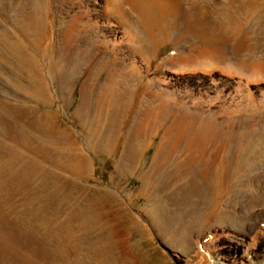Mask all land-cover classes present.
Returning a JSON list of instances; mask_svg holds the SVG:
<instances>
[{"label": "bare ground", "instance_id": "obj_1", "mask_svg": "<svg viewBox=\"0 0 264 264\" xmlns=\"http://www.w3.org/2000/svg\"><path fill=\"white\" fill-rule=\"evenodd\" d=\"M81 1L85 7L80 12L69 14L70 17L61 16L62 30L58 12L66 7V0H57L56 14H53L54 2L34 0L32 5L26 2L28 11L23 10L17 21L24 36L14 34L0 21V59H11L21 71L25 70L28 80L33 83L40 79L38 72L42 77L43 71L49 72L69 96L73 87L83 81L77 113H84V126L91 130L90 142L95 147L114 146L118 138L124 141L117 165L120 172L137 171L146 164L145 153L153 147L154 155L146 172L167 174L168 179L177 181L197 173L200 180L203 179V189L183 185L182 194L175 191L169 197L157 195L153 205L161 218L156 220L158 224H168L172 220H169L168 207H180L189 202L186 191L205 195L202 203L206 207L217 206L218 197L214 195L224 177L227 181L231 179L234 185L238 175L249 180L264 179V128L256 130V124L252 123L248 130L250 138H245L240 125L235 124L246 110L250 116H255L253 119H259L258 115L260 123L264 124V112H261L264 98L256 103L260 112L252 111L250 108L256 99L249 85L251 78L262 77L264 80V61L256 52V45L264 39V0H94L100 7L94 5L92 13H88L89 3ZM249 19L255 22L249 25ZM248 25L251 36L243 39L246 49L241 50L243 46L236 39ZM56 32L60 33L58 40ZM51 49L57 55L55 63L52 62L53 55L50 58ZM165 49H172L174 53L161 59ZM170 71L203 72L214 81V87H205L208 92L194 99L190 93L174 89L175 80L168 74ZM225 77L237 78L235 90L242 95L244 102L241 105L235 106L230 97L224 100L227 92L235 88ZM203 81L206 83V77ZM209 92L217 93V96L212 97ZM133 113L136 115L132 116ZM158 127L161 132L154 135ZM239 127L241 130H237ZM149 136L153 137L152 141H148ZM238 139L243 143H238ZM80 148L82 157L85 152ZM177 149L179 156L174 159ZM210 156L213 161L209 160ZM170 165L174 167L173 172L165 170ZM194 176L190 179L194 180ZM167 181L162 187L170 185ZM222 216H226L224 220ZM231 216L223 212L217 220L219 223L233 220ZM186 226L189 230L190 226ZM186 231L183 229L182 233L186 235ZM206 235L196 240L194 262L210 264L215 258L220 264H228V258L224 257L226 247H220L217 240ZM188 237L182 239L181 246L185 251H190L193 244ZM258 238L260 242H257ZM263 238L264 227L261 226L249 238V243L237 250L238 258L231 264L248 258L260 247Z\"/></svg>", "mask_w": 264, "mask_h": 264}, {"label": "rangeland", "instance_id": "obj_2", "mask_svg": "<svg viewBox=\"0 0 264 264\" xmlns=\"http://www.w3.org/2000/svg\"><path fill=\"white\" fill-rule=\"evenodd\" d=\"M33 1L0 0L2 25L9 27L14 34L24 36L17 21L23 10H27L26 4L32 5ZM49 1L54 2L53 14H56L57 0ZM66 1V7L58 12L61 30L62 17L75 15L85 7L79 0ZM86 1L89 3L88 13H92L94 5L100 7L94 0ZM253 22L249 19L247 24ZM249 25L236 39L243 46L241 50L246 49L243 39L245 41L251 36ZM59 34L56 32L57 40L60 39ZM261 41L256 45V52L259 59L264 61V39ZM60 47L59 44L58 49ZM55 51L51 49L50 52L53 63L57 58ZM172 53L174 50L165 49L160 58H168ZM9 61L11 59H0V264H197L193 259L197 250L196 240L206 234L210 239L217 240L220 247H226L224 257L231 264L238 256L237 250L245 247L255 231L264 227V179L249 180L242 175L237 176L235 185L231 184V179L227 181L224 177L214 195L218 197L217 206L211 204L212 207H206L202 203L205 195L186 191L189 202L180 207H168L171 214L169 220H172L168 224H158L156 220L161 218L153 205L157 195L164 198L175 191L182 194L183 185L203 189V179L200 180L196 172L195 176L192 173L194 180H191V175V179L178 181L171 177L168 179L167 174L146 172L154 155L153 147L145 153V161H148L141 168L138 167L135 172H120L117 165L124 141L118 138L120 140L117 139L114 146L95 147L90 142L91 130L84 126V113H77L83 81L73 87L69 96L61 90L57 81L54 82L49 72L43 71L45 79L38 72L40 79L33 83L28 80L25 70L21 71L13 61L8 65ZM19 67L22 69V65ZM168 74L175 80L174 89L180 92L184 90L194 99L208 92L205 87H214V81L203 72L170 71ZM205 77L206 83L203 81ZM225 80L234 83L235 88L227 92L224 100L230 97L235 106L241 105L244 102L242 95L235 90L237 78L225 77ZM249 85L256 99L250 109H256L258 114L261 109L256 103L264 98V80L262 77L251 78ZM210 96L216 97L217 93H210ZM246 111L235 124L240 125L245 138H250V125L256 124L255 129L260 130L264 124L260 123L258 115L259 119H253L255 116H250L249 110ZM240 127L237 130H241ZM160 129H155L154 135L158 131L160 133ZM152 136L148 137V141H152ZM237 142L243 143V140L238 139ZM78 144L85 152L82 157ZM176 152L174 159L179 156L178 149ZM213 159L210 156L209 160ZM173 165L177 169L178 166ZM79 166L84 170H80ZM172 166L165 170L173 172ZM166 181L170 185L162 187ZM249 183L251 187L248 189L246 185ZM222 211L226 215L232 214L234 221L219 223L218 215L221 217ZM225 217L222 216V220ZM186 225L190 226L189 230ZM183 229L187 230L186 235L182 233ZM188 235L194 245H191L190 251H185L181 244ZM259 246L248 258L240 259L237 264H264V238ZM210 264L220 262L213 258Z\"/></svg>", "mask_w": 264, "mask_h": 264}]
</instances>
